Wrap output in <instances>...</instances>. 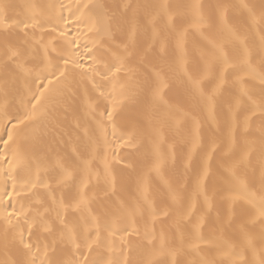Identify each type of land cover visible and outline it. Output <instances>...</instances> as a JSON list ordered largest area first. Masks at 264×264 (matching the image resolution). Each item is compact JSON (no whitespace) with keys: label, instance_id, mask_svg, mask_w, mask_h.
<instances>
[{"label":"snow or ice","instance_id":"obj_1","mask_svg":"<svg viewBox=\"0 0 264 264\" xmlns=\"http://www.w3.org/2000/svg\"><path fill=\"white\" fill-rule=\"evenodd\" d=\"M0 264H264V0H0Z\"/></svg>","mask_w":264,"mask_h":264}]
</instances>
